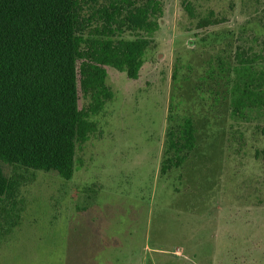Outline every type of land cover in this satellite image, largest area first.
<instances>
[{
	"label": "rangeland",
	"instance_id": "rangeland-1",
	"mask_svg": "<svg viewBox=\"0 0 264 264\" xmlns=\"http://www.w3.org/2000/svg\"><path fill=\"white\" fill-rule=\"evenodd\" d=\"M162 2L137 79L105 67L98 105L78 76L72 178L1 164L0 264H264V0ZM184 118L194 148L161 174Z\"/></svg>",
	"mask_w": 264,
	"mask_h": 264
},
{
	"label": "trees",
	"instance_id": "trees-1",
	"mask_svg": "<svg viewBox=\"0 0 264 264\" xmlns=\"http://www.w3.org/2000/svg\"><path fill=\"white\" fill-rule=\"evenodd\" d=\"M192 5L182 0L191 16ZM97 6L84 20L77 0H0V197L13 188L2 163L72 178L76 144L93 125L78 107V76L84 95L98 105L100 96H109L105 67L138 78L159 29L162 0ZM258 130L264 137V126ZM194 145L193 122L184 118L167 133L161 174L180 168ZM256 157L264 161V148Z\"/></svg>",
	"mask_w": 264,
	"mask_h": 264
}]
</instances>
